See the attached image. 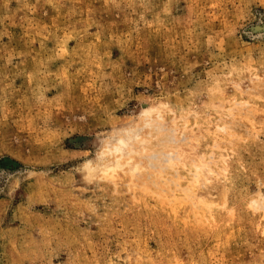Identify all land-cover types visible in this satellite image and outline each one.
Returning <instances> with one entry per match:
<instances>
[{
    "label": "rangeland",
    "instance_id": "rangeland-1",
    "mask_svg": "<svg viewBox=\"0 0 264 264\" xmlns=\"http://www.w3.org/2000/svg\"><path fill=\"white\" fill-rule=\"evenodd\" d=\"M0 264H264V0H0Z\"/></svg>",
    "mask_w": 264,
    "mask_h": 264
},
{
    "label": "bare ground",
    "instance_id": "bare-ground-1",
    "mask_svg": "<svg viewBox=\"0 0 264 264\" xmlns=\"http://www.w3.org/2000/svg\"><path fill=\"white\" fill-rule=\"evenodd\" d=\"M256 29H257V28H256ZM119 144L125 145V141H123V139H120V140H119ZM150 155H151V154H150ZM170 157H171V156H170ZM166 159H167V158H166ZM167 160H168V159H167ZM165 161H166V160H165ZM173 161H174V160H173ZM173 161L170 160V161H168V162L170 163V162H173ZM164 164H165V163H164ZM107 166H108V165H107ZM167 166H168V165H167ZM170 166H172V164H171ZM108 167H109V166H108ZM105 168H107V167H105ZM167 168H168V167H167ZM112 169H114V168L111 167V170H112ZM88 171H90V170H88ZM108 171H109V170H108ZM133 171H134V170H133ZM135 172H136V170H135ZM195 183H196V182H195ZM187 191H191V190L188 189ZM189 200H190V199H189ZM184 201H185V200H184Z\"/></svg>",
    "mask_w": 264,
    "mask_h": 264
}]
</instances>
